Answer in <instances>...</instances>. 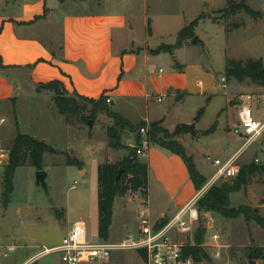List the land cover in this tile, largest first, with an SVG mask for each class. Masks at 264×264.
<instances>
[{
	"label": "rangeland",
	"instance_id": "374dc122",
	"mask_svg": "<svg viewBox=\"0 0 264 264\" xmlns=\"http://www.w3.org/2000/svg\"><path fill=\"white\" fill-rule=\"evenodd\" d=\"M230 1L241 0H215L218 7L206 6L203 12L211 17L202 22L195 31V35H199L204 44L184 47L176 53L175 59L184 63L188 84H192L195 94L177 103L172 97H166L163 101H157L156 96L150 99L152 116L162 118L166 114L167 128L161 124L160 126L170 135L180 129L171 138L184 145L187 155L192 157L198 169L207 177L216 170L215 158L227 159L238 150V161L244 165L253 161L255 155L264 147L263 133L257 141L243 148L246 137L241 135L236 104L242 93H250L255 115L264 121V85L255 83L250 78L242 82L227 78L226 88L219 85L221 77L226 76L225 69L230 60L246 62L250 58H262L264 61V0L246 1L255 11L260 12L258 17H253L244 10L236 15L229 14L224 9ZM170 4L175 13L181 9L179 0H172ZM96 6L91 5L92 9ZM134 23L132 33L135 38L140 39L145 31L141 16H136ZM235 23H239L240 27L235 28ZM183 26L171 23L168 30H181ZM176 34L175 32L163 39H154L151 44H173L177 40ZM172 59L162 58L158 60V66H163L166 73L174 72L175 62ZM21 80L22 93L0 104V116H5V122L0 125V141L5 147L12 148L18 129L47 143L55 151L49 149L44 154L43 170L47 172L45 185L37 180L36 166L30 163L19 166L14 176V191L8 200L4 195L5 171L0 168V245L15 248L1 262L24 264L30 258L37 261L36 264H64L58 252L39 254L46 247L60 243L72 222L80 216L85 218L93 238L99 237L98 167L104 163H121L131 151L127 147L117 149L109 145L107 127L113 120L106 113L99 112L90 126L82 118L92 111V105H87L80 115L73 117V121L78 122L74 124L59 111L54 97L51 96L52 101L46 94L39 95L38 89L27 77ZM198 80H202L204 90L213 95L212 101L199 93L201 88L197 86ZM53 94L54 92L50 93ZM110 108L115 110L112 105ZM200 109L203 112L197 117ZM139 119L134 117L135 122ZM187 120L196 123L200 135L182 130V123L188 122ZM213 125L216 130L210 132ZM122 135L123 142L127 145L135 136L129 130ZM153 148L154 152L159 151L155 145ZM67 153L85 164L81 167L68 164ZM140 157L142 155H138L139 160ZM258 165H264V162ZM182 166L155 165L156 173L155 170L150 172L153 218L160 217L163 212L168 216L174 214L171 210L176 201L163 190L159 180L165 172L168 173L167 176L182 174ZM183 167L184 173H187V165ZM235 181L232 178L221 183ZM74 184L76 187L72 188ZM185 187V193L189 194L198 190L191 182ZM143 200L144 196L140 191H128L116 198L113 223L108 236L110 240H121L137 229ZM229 207L233 210L242 208L243 212L236 217L227 218L213 211L206 212L208 223L203 241H210V233L219 231L220 244L224 246L220 248L219 257L214 255L218 248L210 247V259H205L201 264H249L252 259L250 248L264 246V225H260L253 218L257 215L264 220V169L259 168L248 185L231 194ZM108 264H146V261L137 250H122L114 252ZM257 264H264V259H257Z\"/></svg>",
	"mask_w": 264,
	"mask_h": 264
},
{
	"label": "crops",
	"instance_id": "0c3cea01",
	"mask_svg": "<svg viewBox=\"0 0 264 264\" xmlns=\"http://www.w3.org/2000/svg\"><path fill=\"white\" fill-rule=\"evenodd\" d=\"M171 1L0 0V104L22 93L21 79L24 77L35 88L40 83L59 80L68 94L110 97L109 105L115 108L113 111L134 124L145 121L149 125L162 120L161 125L165 126L166 114L162 118L152 116L150 99L153 96L172 97L177 103L196 91L192 84H188L184 63L175 58L184 47L198 43L190 41L173 53L155 54L150 49L163 42L152 46L151 41L175 32L177 36L180 30H168L171 23L185 27L204 13L206 6L218 7L215 0H179L181 9L175 13L171 9ZM94 4L97 6L92 9ZM136 16H141L145 27L140 39L132 33ZM209 18L201 19L196 29ZM149 23L151 33L148 31ZM162 58H173L174 72L166 73L163 66H158V60ZM198 85L201 88L199 93L212 101L213 95L204 90V82L198 80ZM187 90H190L189 94ZM51 92L38 90L37 93L46 94L53 101ZM134 117L140 119L135 122ZM16 135L17 132L14 140ZM153 145L159 148L157 153ZM140 161L148 164L149 174L154 170L156 173L155 165H187L180 155L153 143ZM183 166L182 174L167 176V172L161 173L159 180L163 190L176 201L171 210L173 213L195 194L185 193V186L189 182L193 184V181L189 171L184 173ZM150 196L149 183L148 199L152 213ZM162 215H166L165 212ZM79 219L86 222L83 216L75 220Z\"/></svg>",
	"mask_w": 264,
	"mask_h": 264
},
{
	"label": "trees",
	"instance_id": "16d2710c",
	"mask_svg": "<svg viewBox=\"0 0 264 264\" xmlns=\"http://www.w3.org/2000/svg\"><path fill=\"white\" fill-rule=\"evenodd\" d=\"M247 0L240 2L230 1V4L224 9L231 15H236L241 10L251 14L253 17L260 16L259 11H255ZM211 17L209 14H200L188 25L183 27L177 35L175 43H162L157 48L153 49L152 53L171 52L173 53L176 48L182 47L184 44L189 43L195 36V30L199 21L203 18ZM235 28L240 27L239 23H235ZM151 33L149 23L148 28ZM226 77L228 79L234 78L240 82L246 78H250L255 83L264 85V61L262 58H250L246 62L242 60H230L226 66ZM39 91L50 90L54 92V101L59 111L68 117L72 123L74 116L80 115L87 105H92V111L87 116H82L83 121L89 122L95 120L99 112L106 113L113 122L107 127L109 137V145L113 148H130L131 154L125 158L121 163H104L98 167L99 171V236L108 238L110 226L113 223L114 205L116 198L124 195L128 191H140L142 195L148 196L149 186V167L147 163L139 160L135 148L126 146L123 141V133L129 130L134 133L136 140H140V127H149V139L152 143L159 144L160 146L169 149L171 152L180 155L186 162L188 171L197 189L201 188L207 181L208 177L200 172L192 157L187 155L184 145L174 140L173 135L178 134L180 129L176 130L174 134L170 135L169 132L160 126L162 120L147 124L143 121L138 124L132 123L130 120L121 114L111 110L107 97L101 95L99 98H92L79 93L68 94L67 89L59 80H52L46 83H40L37 86ZM203 112L200 109L197 117ZM182 128V126H181ZM183 130V129H182ZM216 130L213 125L211 131ZM209 132V131H208ZM159 134H162L159 137ZM50 145L38 140L37 138L17 131L15 142L11 148V159L8 165L4 168V186H5V199L8 200L14 191V176L19 166L27 163L33 164L37 169L44 167V154L50 149ZM67 155V163L72 165L83 166L85 163L77 157H72L69 153ZM264 169V165H258L251 161L241 165L240 172L235 178V183L219 182L209 188L204 196L199 200V207L203 212L213 211L223 217H236L243 209L233 210L229 207L230 196L233 192L241 189L242 186L248 185L253 174L259 169ZM121 170V174L119 176ZM260 225H264V220L259 216L253 217ZM206 229L201 228L197 233V242L203 241ZM251 258L264 259V246H252ZM196 262H203L205 259H210V254L206 252L202 246H196L192 250ZM37 261L31 264H36Z\"/></svg>",
	"mask_w": 264,
	"mask_h": 264
},
{
	"label": "built area",
	"instance_id": "2783aa9c",
	"mask_svg": "<svg viewBox=\"0 0 264 264\" xmlns=\"http://www.w3.org/2000/svg\"><path fill=\"white\" fill-rule=\"evenodd\" d=\"M162 70L161 68L160 71ZM219 85L221 88H226L227 77L225 75L221 77ZM164 98V96H159L157 100L162 101ZM106 99L108 103L111 102L110 97ZM237 105L242 128L241 135L246 137L243 145L245 148L257 141L264 133V121L256 117L250 93H242L237 99ZM4 122L5 118L0 117V125ZM139 133L140 140H136L134 136V139L128 142V146L135 148L138 155H145L151 146L149 127H140ZM239 154L240 151L227 159L215 158V172L172 216L161 215L153 218L148 196L143 195V206L138 214V227L121 240L114 241L100 236L93 238L87 223L79 219L72 222L60 243L46 247L39 255L58 252L64 264H104L105 260L109 261L116 251L137 250L143 255L146 264H195L192 250L196 246H202L209 254L210 247H217L218 250L214 255L219 257L220 248L224 246L220 244L219 231L210 233V241L197 242L198 231L201 228L206 229V223H208L207 218L205 223L202 220L203 211L199 207V200L211 186L238 176L242 165L238 161ZM10 159L11 148L5 147L0 141V168H5ZM253 162L257 164L264 162V147L255 155ZM75 187L76 184L72 186V188ZM14 250V247L0 245V264H2L1 259ZM32 262H34L33 259H29L25 264Z\"/></svg>",
	"mask_w": 264,
	"mask_h": 264
},
{
	"label": "water",
	"instance_id": "95a60500",
	"mask_svg": "<svg viewBox=\"0 0 264 264\" xmlns=\"http://www.w3.org/2000/svg\"><path fill=\"white\" fill-rule=\"evenodd\" d=\"M263 14H264V12H263ZM191 41H192V43H195V44H197V43H203V40L200 38L199 35H195L192 38ZM93 122H94L93 120H90L88 123H89L90 126H92L93 125ZM182 129H183L184 132L191 133L193 135H200L201 134V132H198L196 130V123L195 122H191V123L185 122V123H182ZM50 151L54 152L55 149L50 148ZM120 174H121V170H120L119 176H120ZM36 175H37L38 182H40V183H42V184L45 185L46 178H47V172L44 171L43 169H38ZM201 217H202L203 222L205 223L206 222V212H203L202 215H201ZM163 220L164 219H162V221ZM195 264H201V262H196ZM249 264H257V259H255V258L250 259L249 260Z\"/></svg>",
	"mask_w": 264,
	"mask_h": 264
}]
</instances>
